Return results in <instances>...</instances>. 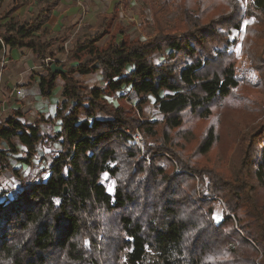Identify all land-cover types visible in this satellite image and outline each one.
<instances>
[{"label": "trees", "instance_id": "16d2710c", "mask_svg": "<svg viewBox=\"0 0 264 264\" xmlns=\"http://www.w3.org/2000/svg\"><path fill=\"white\" fill-rule=\"evenodd\" d=\"M129 1L117 0L111 13H102L94 35L77 40L62 62L42 67L43 98L61 84L54 117L59 132L42 134L38 124L20 121V110L0 122V146L6 147L0 148V170L10 168L13 140L27 158L44 140L60 145L45 180L23 185L0 202V264H264V122L241 135L233 173L197 168L186 158L188 152L191 159L212 152L216 111L221 100L235 97L238 79L227 49L230 30L239 29L238 0H179L173 30H165L163 20L173 0L161 6L150 0L157 35L143 42L127 41L120 25L116 34L110 32L118 6ZM60 2L38 0L32 20L0 25L5 26L0 50L28 49L36 61L60 53L52 48L59 33L46 40L38 34ZM252 2L264 14V0ZM27 3L11 0L0 21ZM260 23L258 35H264V19ZM109 34L105 46L97 45ZM162 48L168 50L166 60L153 64L149 56ZM249 53L264 87V46L258 59L254 50ZM85 57L89 60L83 62ZM68 62L73 64L63 74L51 72V64L64 69ZM95 72L100 88L74 76ZM123 90L137 97L134 107L124 101L125 94L109 101ZM148 96L160 121L140 118ZM136 130L144 139L142 153L128 134ZM103 174L115 182L112 194L99 182ZM203 176L209 181L206 195L195 187ZM211 196L221 198L227 211L218 224Z\"/></svg>", "mask_w": 264, "mask_h": 264}, {"label": "rangeland", "instance_id": "374dc122", "mask_svg": "<svg viewBox=\"0 0 264 264\" xmlns=\"http://www.w3.org/2000/svg\"><path fill=\"white\" fill-rule=\"evenodd\" d=\"M164 1L156 0L155 5L161 6ZM1 2L10 3V0H0V13L2 14L9 3L1 7ZM116 2L117 0H61L59 7L53 11L52 25L44 26L45 28H42L38 32L46 40L50 36L55 35L61 29L62 25H65L67 28L66 33L64 34V30H60L59 34L62 37L52 45L53 50L60 49V53L54 57H46L44 60L35 61L38 63L39 68L42 70L43 66L55 60L62 62L67 52L76 45L77 40L82 41L85 37L94 35L96 27L100 23L99 16L102 13H111L113 5ZM238 3L242 11L239 29L230 30L228 37L230 45L227 49V52L233 55L232 68L235 77L238 79L237 87L232 90L235 97L232 96L228 100H221L219 109L216 111L213 119L216 143L212 152L205 158H200V156L195 155L191 159L189 152L186 156L189 160L194 161V165L197 168L213 166L217 170L223 169L224 172L228 173H233L234 167L239 161L240 154L238 145L241 135L248 133L251 129L258 127L264 122V87L258 83L260 71L255 68L249 53L254 50L256 53L255 58L257 59L262 55L260 51L264 46V35L261 33L258 35V32L261 30L260 20L264 19V14H261L253 8L252 0H238ZM38 7V0H28L25 6L18 9L8 18L3 19L0 24L6 23L11 18L15 22L24 19L32 20L36 15ZM153 7L154 4L150 0H130L127 6H118L116 19L110 28V32L116 34V27L120 25L125 29V39L127 41L137 39L143 42L156 36L157 31L154 25ZM179 19L180 3L179 0H173V2L168 3L167 13L163 17L166 27L165 30H173ZM244 21L248 23L244 24ZM4 29V25L0 26V31ZM180 33L178 30L173 31V34L176 35ZM111 36V34L104 36L97 45L105 46L111 40ZM120 39L121 36H116V41H120ZM167 55L168 50L162 48L153 52L149 56V60L153 64L158 65L166 60ZM262 57L264 58V55ZM46 59L47 62L45 61ZM88 60L89 57H85L83 62ZM255 62H259V60H255ZM261 63L264 64V59ZM261 63L259 65H262ZM72 64L73 62H68L64 69ZM3 65H0V70H2ZM74 76L89 88H100L103 86L98 72L83 76L75 74ZM120 94H125L124 101L128 105L135 106L137 97L127 93L126 90L118 91L117 97L109 98V101L115 103ZM58 99H60L59 94L51 97L53 103L59 101ZM33 102L34 99L26 102V106L23 109L25 114H36L40 110L39 105H37L38 108H35ZM15 103L11 100L8 106L12 108ZM49 103L51 104L50 101H44V105H49ZM141 109V120H146L147 122L161 120V116L156 110L153 97L148 96V102L143 104ZM2 111L8 117L12 115L10 114L11 110L6 112L5 108H2ZM48 130L55 132L57 128L53 126L48 128ZM128 134L135 140L137 147L142 153L144 146L143 136L137 130ZM185 136L190 137L188 134H185ZM50 140L47 139L41 144L38 143L39 145L36 148L34 156L30 158L26 157V149L21 147L16 140H13L16 152H8L7 159L10 168L0 170V194L3 195L0 197V202L5 198L12 199V197L22 190L23 185L33 184L38 182V180H45L47 178L48 164L60 149L59 142ZM0 148L2 147L0 146ZM3 149H6V147L3 146ZM24 160H27V162H24ZM202 178V182L196 180L195 187L197 193H204L206 195L208 194L206 186L209 185V181L207 176H203ZM99 182L105 187L108 194L113 193L115 182L108 175H101ZM210 198V210L213 220L218 224L221 222L222 213L227 214V211L221 198L216 196H211Z\"/></svg>", "mask_w": 264, "mask_h": 264}, {"label": "crops", "instance_id": "0c3cea01", "mask_svg": "<svg viewBox=\"0 0 264 264\" xmlns=\"http://www.w3.org/2000/svg\"><path fill=\"white\" fill-rule=\"evenodd\" d=\"M8 3L9 2H1V7L6 6ZM59 5L56 8H58ZM52 17L53 15L45 27L50 26V24L52 25ZM60 30L66 31L67 28L65 25H62L59 31ZM59 31L55 34L59 33ZM35 61L36 60L32 52L28 49H10L8 47H4L0 50V65L4 64L2 66V70H0V122L8 117V115L4 114L2 108H5L6 112L11 110L10 114L14 111L20 110L23 114V118L20 119V121L31 125L38 124L42 134L52 136L60 130V126L57 121L54 120V117L55 109L62 101L61 84L59 83L48 98H43L39 92L38 82L40 75L44 72L39 68L38 63ZM57 94H59L60 99H58L59 101L53 103L51 97ZM27 99H34L33 103L35 104V108H38L37 105H39L40 110L36 114L24 113L23 109L26 106L25 104L29 101ZM11 100L16 102L12 108L11 106H8ZM44 101H50L51 104L49 103V105H44ZM51 119L53 120V124L50 126L47 121ZM53 126H55L57 130L55 132H50L48 128ZM1 147L3 148V145H1Z\"/></svg>", "mask_w": 264, "mask_h": 264}, {"label": "water", "instance_id": "95a60500", "mask_svg": "<svg viewBox=\"0 0 264 264\" xmlns=\"http://www.w3.org/2000/svg\"><path fill=\"white\" fill-rule=\"evenodd\" d=\"M50 70L53 73H59L63 74L65 72V69H63L61 66H56L55 64L50 65ZM66 192V189H64V193Z\"/></svg>", "mask_w": 264, "mask_h": 264}, {"label": "snow or ice", "instance_id": "6c2138e0", "mask_svg": "<svg viewBox=\"0 0 264 264\" xmlns=\"http://www.w3.org/2000/svg\"><path fill=\"white\" fill-rule=\"evenodd\" d=\"M248 22L247 21H244V24H247Z\"/></svg>", "mask_w": 264, "mask_h": 264}, {"label": "built area", "instance_id": "2783aa9c", "mask_svg": "<svg viewBox=\"0 0 264 264\" xmlns=\"http://www.w3.org/2000/svg\"><path fill=\"white\" fill-rule=\"evenodd\" d=\"M45 61L47 62V59Z\"/></svg>", "mask_w": 264, "mask_h": 264}]
</instances>
